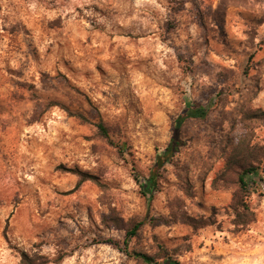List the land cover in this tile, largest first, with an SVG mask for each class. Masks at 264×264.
<instances>
[{
  "label": "rangeland",
  "instance_id": "rangeland-1",
  "mask_svg": "<svg viewBox=\"0 0 264 264\" xmlns=\"http://www.w3.org/2000/svg\"><path fill=\"white\" fill-rule=\"evenodd\" d=\"M186 104L210 110L148 193ZM159 245L264 264V0H0V264H145L132 252Z\"/></svg>",
  "mask_w": 264,
  "mask_h": 264
},
{
  "label": "trees",
  "instance_id": "trees-1",
  "mask_svg": "<svg viewBox=\"0 0 264 264\" xmlns=\"http://www.w3.org/2000/svg\"><path fill=\"white\" fill-rule=\"evenodd\" d=\"M67 113L70 115L76 116L77 118L86 121L87 118L81 114L80 112H74L67 108V106H64V104L58 103ZM209 107L204 105H198V104H186L183 110L179 113V115L174 120V126H173V134L171 136V139L169 143L167 144L164 151L158 155V162L157 165L154 167V169L151 171L149 177L147 178L148 186H146L147 192L151 193L153 191V185L156 182L157 176H158V167L161 166L164 162H169L173 159L175 153L178 151L180 146L182 145V141L180 138L181 128L183 124L193 118H199L203 119L205 118L209 113ZM97 130L102 135L109 144L116 145L115 142L112 140L109 131L107 130L106 126L102 122H98L96 124ZM260 164L256 161H253L249 164H242L240 165L239 173L237 175V182L239 186V190L243 193H247L250 181L254 177H259L261 173V167ZM79 176V185L81 182L88 179V176H86L84 173L80 171L75 172ZM146 194V192H145ZM245 210L248 211L247 207H245ZM251 213V212H250ZM143 222H137L135 223L130 230H128L126 234V239L124 241L125 249H127L128 240L129 237H132L136 234L137 230L139 229L140 225ZM109 243H116L114 240H109ZM127 251V250H126ZM134 256L141 259L142 262L145 264H181L178 259L173 257L164 246L159 245L158 250L156 254L151 255L148 253H142V252H132ZM20 262L21 264H47L48 261L44 259L40 255H30L26 252H22L20 256Z\"/></svg>",
  "mask_w": 264,
  "mask_h": 264
}]
</instances>
